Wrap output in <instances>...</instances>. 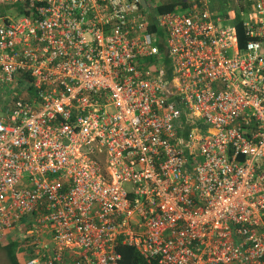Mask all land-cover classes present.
Wrapping results in <instances>:
<instances>
[{
  "label": "built area",
  "instance_id": "obj_1",
  "mask_svg": "<svg viewBox=\"0 0 264 264\" xmlns=\"http://www.w3.org/2000/svg\"><path fill=\"white\" fill-rule=\"evenodd\" d=\"M220 2L0 0L19 264H264V0L226 4L243 46Z\"/></svg>",
  "mask_w": 264,
  "mask_h": 264
},
{
  "label": "trees",
  "instance_id": "obj_2",
  "mask_svg": "<svg viewBox=\"0 0 264 264\" xmlns=\"http://www.w3.org/2000/svg\"><path fill=\"white\" fill-rule=\"evenodd\" d=\"M227 2L228 0H222V2L218 4V6L223 15H225L227 18H230V16L233 14L230 12L232 9H234V7L232 5L228 7L226 5ZM13 7V4H9L6 7L0 6V16L5 15L6 9L11 12ZM170 8V5H159L157 7V11L159 13H162L164 11H168ZM233 12V17L235 16L234 23L237 28L236 31L238 36V43L239 46H243L247 38L245 37L243 28L241 27L242 19L241 16H239V13H236L235 9L233 10ZM17 247L18 243L15 241L0 240V249L3 250L6 259L10 264H19V254L17 253ZM117 252H119V254L121 255V264H146L144 259L132 246L119 244L117 245Z\"/></svg>",
  "mask_w": 264,
  "mask_h": 264
},
{
  "label": "rangeland",
  "instance_id": "obj_3",
  "mask_svg": "<svg viewBox=\"0 0 264 264\" xmlns=\"http://www.w3.org/2000/svg\"><path fill=\"white\" fill-rule=\"evenodd\" d=\"M6 16H12L13 13L10 12L8 9L5 11ZM0 264H10L9 261L6 259L3 250L0 249Z\"/></svg>",
  "mask_w": 264,
  "mask_h": 264
},
{
  "label": "water",
  "instance_id": "obj_4",
  "mask_svg": "<svg viewBox=\"0 0 264 264\" xmlns=\"http://www.w3.org/2000/svg\"><path fill=\"white\" fill-rule=\"evenodd\" d=\"M142 7H146V0H140Z\"/></svg>",
  "mask_w": 264,
  "mask_h": 264
}]
</instances>
